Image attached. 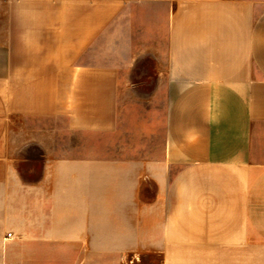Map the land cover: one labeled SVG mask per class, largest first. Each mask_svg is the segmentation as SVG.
<instances>
[{
  "label": "crops",
  "instance_id": "0c3cea01",
  "mask_svg": "<svg viewBox=\"0 0 264 264\" xmlns=\"http://www.w3.org/2000/svg\"><path fill=\"white\" fill-rule=\"evenodd\" d=\"M0 264H264V0H0Z\"/></svg>",
  "mask_w": 264,
  "mask_h": 264
},
{
  "label": "rangeland",
  "instance_id": "374dc122",
  "mask_svg": "<svg viewBox=\"0 0 264 264\" xmlns=\"http://www.w3.org/2000/svg\"><path fill=\"white\" fill-rule=\"evenodd\" d=\"M157 76V66L152 59L145 58L141 60L139 63L136 73H135V65L132 71V84H134L133 92L129 93L130 97L126 98L125 100H131L132 97L135 98V82L139 85V89L142 90L144 93H148L152 90L154 80ZM30 156L34 158V161L31 162H23L20 163V169L23 170L26 176L30 177H37L40 174L41 165H42V158L40 157V152L34 148L30 150ZM30 166L33 167L32 174H29Z\"/></svg>",
  "mask_w": 264,
  "mask_h": 264
},
{
  "label": "built area",
  "instance_id": "2783aa9c",
  "mask_svg": "<svg viewBox=\"0 0 264 264\" xmlns=\"http://www.w3.org/2000/svg\"><path fill=\"white\" fill-rule=\"evenodd\" d=\"M9 237H11V235L9 234Z\"/></svg>",
  "mask_w": 264,
  "mask_h": 264
}]
</instances>
